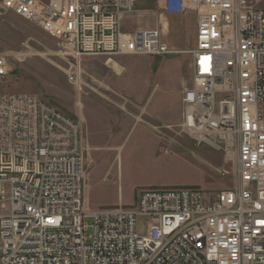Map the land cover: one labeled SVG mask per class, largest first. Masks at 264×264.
<instances>
[{
	"label": "built area",
	"instance_id": "1",
	"mask_svg": "<svg viewBox=\"0 0 264 264\" xmlns=\"http://www.w3.org/2000/svg\"><path fill=\"white\" fill-rule=\"evenodd\" d=\"M135 0H0L74 56L174 51L159 25L123 33ZM196 18L183 129L236 150L231 188H148L134 204L83 207L80 121L36 94H0V264H264V7L156 0ZM11 72L0 55V77ZM140 226V228H139Z\"/></svg>",
	"mask_w": 264,
	"mask_h": 264
},
{
	"label": "rangeland",
	"instance_id": "2",
	"mask_svg": "<svg viewBox=\"0 0 264 264\" xmlns=\"http://www.w3.org/2000/svg\"><path fill=\"white\" fill-rule=\"evenodd\" d=\"M255 2L264 7V0ZM124 18L128 30L157 25L163 30L178 15L166 17L156 0H135L120 29ZM194 18L189 13L172 29L168 39L176 44L163 30L174 52L162 57H77L38 25L0 9V55L11 68L0 77V94H36L80 121L85 209L130 206L148 188L197 187L214 197L233 186L236 150L229 140L217 150L182 127ZM145 94L153 96L147 108Z\"/></svg>",
	"mask_w": 264,
	"mask_h": 264
},
{
	"label": "crops",
	"instance_id": "3",
	"mask_svg": "<svg viewBox=\"0 0 264 264\" xmlns=\"http://www.w3.org/2000/svg\"><path fill=\"white\" fill-rule=\"evenodd\" d=\"M255 1V0H254ZM256 3V2H255ZM257 4V3H256ZM258 5V4H257ZM163 13H164V15H166V17H169L170 19H171V17H173V16H176V15H178V19L177 20H171V25H172V27L170 28V25H169V23H168V21L169 20H166L167 22V25L164 27V31L166 32V40L167 41H169V42H171V40H169L168 39V36L171 34V31H172V29L173 28H176L177 26H180V24H182L183 23V21H184V18H185V16L187 15V14H189V13H192V14H194L193 12H185V13H171V12H166V11H163ZM194 17H195V14H194ZM194 22H195V27H196V18H194ZM123 24H124V26H125V28H122L121 29V31L123 32V33H130V32H134V31H137V30H143V29H147V28H145L144 26H138V27H134V28H132V29H127L128 27L126 26L127 25V22H126V20H125V18L123 19ZM162 30V32H163V34H164V31ZM163 34H162V36H163ZM163 38V37H162ZM163 41H164V39H163ZM172 44H176L175 43V41H172L171 42ZM194 44V43H193ZM121 56V55H120ZM122 56H142V55H122ZM143 56H151V55H143ZM153 57H158V56H153ZM159 57H162V56H159ZM152 60H154V59H152ZM142 87H144L143 85H142ZM143 89V88H142ZM147 91H149V88H146L145 89V92H147ZM146 96H143L144 98H145V107L147 108L148 107V105H149V99L151 98V97H153V96H151V95H149V96H147L148 94H145Z\"/></svg>",
	"mask_w": 264,
	"mask_h": 264
}]
</instances>
